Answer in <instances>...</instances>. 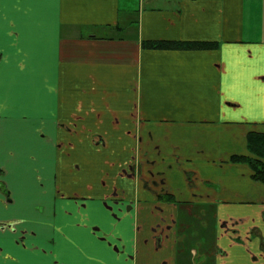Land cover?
I'll return each mask as SVG.
<instances>
[{"label": "crops", "instance_id": "obj_1", "mask_svg": "<svg viewBox=\"0 0 264 264\" xmlns=\"http://www.w3.org/2000/svg\"><path fill=\"white\" fill-rule=\"evenodd\" d=\"M251 133L264 0H0V264H264Z\"/></svg>", "mask_w": 264, "mask_h": 264}, {"label": "trees", "instance_id": "obj_2", "mask_svg": "<svg viewBox=\"0 0 264 264\" xmlns=\"http://www.w3.org/2000/svg\"><path fill=\"white\" fill-rule=\"evenodd\" d=\"M143 47L146 48H153V49H190V48H201V49H208L214 48V45H203L200 43L191 44V43H182V42H143ZM247 140L249 143L250 148L256 152H263L264 153V135L251 133L247 136ZM251 160V161H250ZM248 159L245 157L235 156L232 157L233 162H245L250 161L252 167L254 168V178L255 179H264V168H258L256 164L253 162V159Z\"/></svg>", "mask_w": 264, "mask_h": 264}, {"label": "rangeland", "instance_id": "obj_3", "mask_svg": "<svg viewBox=\"0 0 264 264\" xmlns=\"http://www.w3.org/2000/svg\"><path fill=\"white\" fill-rule=\"evenodd\" d=\"M140 148L141 147H139V144L136 146V152L137 153H140ZM142 149V148H141ZM135 165H140V157H139V154L138 155H136V158H135Z\"/></svg>", "mask_w": 264, "mask_h": 264}, {"label": "flooded vegetation", "instance_id": "obj_4", "mask_svg": "<svg viewBox=\"0 0 264 264\" xmlns=\"http://www.w3.org/2000/svg\"><path fill=\"white\" fill-rule=\"evenodd\" d=\"M136 167V165H134Z\"/></svg>", "mask_w": 264, "mask_h": 264}]
</instances>
